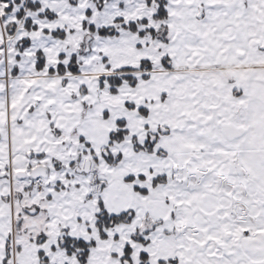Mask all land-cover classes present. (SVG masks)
<instances>
[{
    "label": "snow or ice",
    "instance_id": "obj_1",
    "mask_svg": "<svg viewBox=\"0 0 264 264\" xmlns=\"http://www.w3.org/2000/svg\"><path fill=\"white\" fill-rule=\"evenodd\" d=\"M0 264H264V0H0Z\"/></svg>",
    "mask_w": 264,
    "mask_h": 264
}]
</instances>
